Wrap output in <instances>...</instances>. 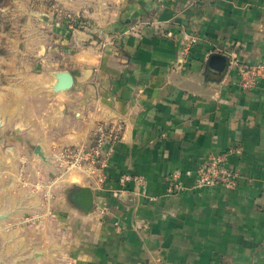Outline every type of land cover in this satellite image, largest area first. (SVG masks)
<instances>
[{"label": "crops", "instance_id": "1", "mask_svg": "<svg viewBox=\"0 0 264 264\" xmlns=\"http://www.w3.org/2000/svg\"><path fill=\"white\" fill-rule=\"evenodd\" d=\"M41 7L33 59L0 78V264H264V77L243 88L232 63H264V0ZM62 71L73 84L55 91ZM101 121L124 124L107 183L89 169L57 177L52 154ZM233 146V188L194 187L192 172L166 193L172 171ZM124 172L145 185L115 196ZM81 186L88 212L64 200Z\"/></svg>", "mask_w": 264, "mask_h": 264}, {"label": "built area", "instance_id": "2", "mask_svg": "<svg viewBox=\"0 0 264 264\" xmlns=\"http://www.w3.org/2000/svg\"><path fill=\"white\" fill-rule=\"evenodd\" d=\"M237 66L240 84L243 88H252L257 79L264 77V63L254 64L241 63L232 60ZM124 124L122 121L99 122L93 131V138L90 142L77 145H66L53 153L50 163L57 169V177L65 175L76 169L87 170L95 173L96 182L99 185L107 183L106 170L109 165L113 145L123 137ZM108 145V148H105ZM239 153V147L233 146L226 151L209 153L198 163L194 171L180 170L172 171L166 179L165 191L167 194H174L185 188L183 177L194 172V187L222 185L233 188L237 183V173L227 164L230 154ZM120 189H113L112 193L117 196L119 191L128 187L144 186L145 180L141 175L124 172L118 178Z\"/></svg>", "mask_w": 264, "mask_h": 264}, {"label": "rangeland", "instance_id": "3", "mask_svg": "<svg viewBox=\"0 0 264 264\" xmlns=\"http://www.w3.org/2000/svg\"><path fill=\"white\" fill-rule=\"evenodd\" d=\"M43 0H0V78L6 75V62L31 61L30 47L34 42L30 38L36 29L29 26V17L39 18L44 13ZM29 47V50H28ZM71 190L64 200L71 201Z\"/></svg>", "mask_w": 264, "mask_h": 264}, {"label": "water", "instance_id": "4", "mask_svg": "<svg viewBox=\"0 0 264 264\" xmlns=\"http://www.w3.org/2000/svg\"><path fill=\"white\" fill-rule=\"evenodd\" d=\"M39 18L46 20L47 16L45 13H42L39 15ZM59 75V81L53 86V89L55 91H60L70 88L73 84V79L70 73L68 71H62L61 73H59ZM34 153L37 156L44 158L43 150H41V147L39 145L35 146ZM70 197L74 205L81 208L84 212H88L90 210L93 202V197L91 189L88 186H81L77 189H74L70 194Z\"/></svg>", "mask_w": 264, "mask_h": 264}]
</instances>
